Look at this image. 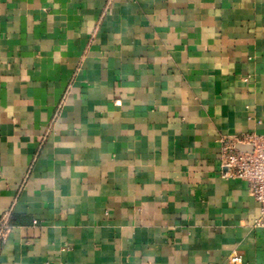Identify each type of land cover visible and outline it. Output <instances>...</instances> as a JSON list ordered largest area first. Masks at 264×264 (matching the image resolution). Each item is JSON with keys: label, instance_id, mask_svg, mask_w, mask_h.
<instances>
[{"label": "crops", "instance_id": "obj_1", "mask_svg": "<svg viewBox=\"0 0 264 264\" xmlns=\"http://www.w3.org/2000/svg\"><path fill=\"white\" fill-rule=\"evenodd\" d=\"M243 132L264 0H0V264H264Z\"/></svg>", "mask_w": 264, "mask_h": 264}, {"label": "built area", "instance_id": "obj_2", "mask_svg": "<svg viewBox=\"0 0 264 264\" xmlns=\"http://www.w3.org/2000/svg\"><path fill=\"white\" fill-rule=\"evenodd\" d=\"M239 145L249 146L240 149ZM220 173L225 178L241 179L248 183L250 195L260 204V215L254 227L264 228V134L243 132L220 138ZM10 224L7 216L0 222V246L6 242ZM231 264H241L243 256L233 252Z\"/></svg>", "mask_w": 264, "mask_h": 264}, {"label": "water", "instance_id": "obj_3", "mask_svg": "<svg viewBox=\"0 0 264 264\" xmlns=\"http://www.w3.org/2000/svg\"><path fill=\"white\" fill-rule=\"evenodd\" d=\"M239 148H240V149H248V148H249V146H245V145H239Z\"/></svg>", "mask_w": 264, "mask_h": 264}]
</instances>
